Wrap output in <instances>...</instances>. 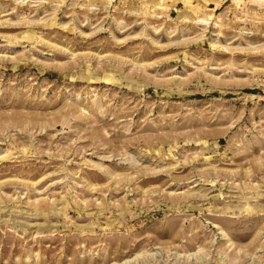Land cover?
Returning <instances> with one entry per match:
<instances>
[{
	"label": "rangeland",
	"instance_id": "1",
	"mask_svg": "<svg viewBox=\"0 0 264 264\" xmlns=\"http://www.w3.org/2000/svg\"><path fill=\"white\" fill-rule=\"evenodd\" d=\"M0 264H264V0H0Z\"/></svg>",
	"mask_w": 264,
	"mask_h": 264
}]
</instances>
